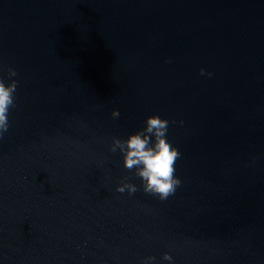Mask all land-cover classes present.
Here are the masks:
<instances>
[{"label":"water","instance_id":"95a60500","mask_svg":"<svg viewBox=\"0 0 264 264\" xmlns=\"http://www.w3.org/2000/svg\"><path fill=\"white\" fill-rule=\"evenodd\" d=\"M8 66L0 264H264V0H0ZM153 114L164 201L108 147Z\"/></svg>","mask_w":264,"mask_h":264},{"label":"clouds","instance_id":"9594fccd","mask_svg":"<svg viewBox=\"0 0 264 264\" xmlns=\"http://www.w3.org/2000/svg\"><path fill=\"white\" fill-rule=\"evenodd\" d=\"M202 76H211V72L199 69ZM8 83L0 79V138L9 129L10 109L15 107V95L18 81L15 79L17 71L14 67H7ZM113 118L119 117V111L112 109ZM182 123V121H181ZM169 121L153 114L145 117L144 127L126 138L112 137L108 145L111 152L119 151L122 154L123 166L129 171L134 170V175L141 181L137 185L130 183L127 178L116 185V191L129 195L135 194L138 190L155 196L164 201L172 196L181 180L175 175L176 162L181 157L179 150L167 140ZM154 257L144 258V264L154 261ZM163 259L172 261V257L163 253Z\"/></svg>","mask_w":264,"mask_h":264}]
</instances>
